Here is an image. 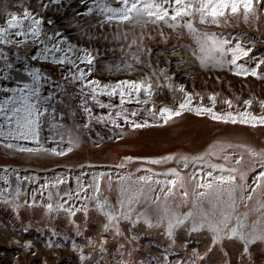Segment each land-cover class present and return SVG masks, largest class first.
I'll return each mask as SVG.
<instances>
[{
  "label": "rangeland",
  "instance_id": "1",
  "mask_svg": "<svg viewBox=\"0 0 264 264\" xmlns=\"http://www.w3.org/2000/svg\"><path fill=\"white\" fill-rule=\"evenodd\" d=\"M41 3L47 4L48 0H0V26L9 13L20 15L21 9H26L35 14ZM90 6L89 0H62L60 4H49L38 18L53 21L43 26L49 34L59 30L73 46L93 53L89 80L109 86L125 80L147 81L154 85L152 95L141 94L146 103L133 100L124 105L99 96L101 102L112 103L113 107L100 109L89 101L88 107L93 108L90 117L78 103L80 85L66 84V92H60L51 105L56 108V121L48 116L47 124L41 123L39 144L0 139V264H264V243L252 245L250 256L244 258L240 255L241 245L234 240L213 246L209 234L191 232L187 224L169 236L168 219L163 214L158 217L154 211L166 205H172L176 215L194 211L192 206L203 200L200 193L212 197L210 190L198 185L215 184L218 175H230L208 167L216 165L239 169L234 174L238 177L235 183L220 186L235 190L234 208H227L232 219L246 217L244 223L248 225L254 218L264 217V186L253 191L254 178L264 171L259 155L264 153V126L239 122L244 113L264 114V65L258 62L264 55L252 59L264 53V4L257 6L255 14L244 13L248 19L229 13L218 24L201 22L195 9L191 16L176 21L101 23L95 14H87ZM187 23L196 31H189ZM214 36L231 39V43L213 47ZM237 42H247L243 46L251 49V55L231 65L230 53ZM5 50L17 68H23L16 63L17 56L30 57L37 51L27 44L7 46ZM29 63L57 81L64 74L62 67L67 71V66ZM241 67L249 73L258 70L260 78L237 77L234 73ZM161 72L167 76H161ZM13 76L26 79L15 72ZM0 86L14 87L15 81H0ZM181 87L184 93L178 91ZM49 91L47 87L43 90L45 95ZM189 95L193 100L181 110L179 105L188 103ZM213 96L215 102L209 99ZM247 101H252L251 106ZM164 108L173 112L172 119L161 117ZM200 108H212V113H198ZM176 111L181 114L175 116ZM132 112L137 114L132 116ZM109 113H114V123L96 122L97 115ZM213 113L223 119H214ZM125 115L147 126L134 128L123 122ZM230 117L238 122L232 123ZM8 142L13 149L4 147ZM19 147L35 151L20 152ZM53 149L65 154L56 155ZM238 159L240 164L235 163ZM152 160L160 163L147 162ZM172 170L180 172L184 186L169 192L168 181L179 184L180 177L159 173ZM194 171L202 175L211 171L213 179L198 176L195 182L188 181ZM241 173L243 182L239 180ZM146 178L152 183H144ZM157 180L161 183H155ZM82 184L99 186L101 192L95 193L94 199L92 187L84 191ZM241 184L245 186L242 192L238 188ZM121 188H128L129 195L143 193L141 199L146 202L133 204L128 213L131 219L115 220L114 227L105 230V219L96 210L101 203L98 197L103 194L111 205ZM240 195L243 204L237 198ZM228 199L222 197V210ZM81 256L86 259L81 260Z\"/></svg>",
  "mask_w": 264,
  "mask_h": 264
},
{
  "label": "snow or ice",
  "instance_id": "2",
  "mask_svg": "<svg viewBox=\"0 0 264 264\" xmlns=\"http://www.w3.org/2000/svg\"><path fill=\"white\" fill-rule=\"evenodd\" d=\"M62 0H48V3H41V8L34 14L30 10L21 9L20 15L9 13L7 19L3 25L0 26V81H15L14 87H2L0 86V139L5 141H22L27 143L39 144L38 136L41 123L47 124L48 116H51L53 121H56V108L51 107L53 102L58 99L60 92H66V84H79V96L78 103L83 109V112L88 113L91 117L93 108L88 107L89 101H93V107L98 106L100 109H109L113 107L112 103L101 102L97 97L107 96L109 100L115 99L119 105L132 102L146 103L147 101L141 100V94L147 93L148 96L152 95L154 85L147 81H120L111 86L102 85L99 81L89 80L88 74L92 71L91 65L94 62L93 53L89 52L87 48H80L73 46L68 40L61 34L59 30L49 31L44 29V24H53L51 19L45 21L38 18L42 10L47 9L49 4H60ZM90 7L86 9L87 14H95L100 18L101 23H140L152 20L153 22H165L166 20L176 21L182 16H191L192 10L195 9L200 14L201 22L216 23L220 22V18H225L229 13L233 16L241 14L244 19H248L247 14H255L257 12V6L264 4V0H89ZM115 5V6H114ZM210 18V19H208ZM186 28L189 31L195 32L193 25L187 23ZM15 38H20L19 40ZM251 39V38H250ZM228 45L231 43V39L222 40L217 37H212L211 44L215 47L216 44ZM247 42H237L231 50V59L229 63L231 65H237V62L241 58H247L251 55V49L246 48L243 45ZM27 44V47H35L37 51L30 57L20 56L16 57V63H21L23 68H17L13 62L9 60L8 52L5 50L7 46L20 47ZM222 51V49H217ZM74 54V55H73ZM259 55L252 57L256 60ZM31 61L51 63L56 66H67V71L64 73L60 81L54 80L49 74L44 72L41 67L32 66L29 63ZM202 63L206 62L202 59ZM259 64L264 65V59L258 61ZM219 63V61H217ZM81 65H87L89 67L82 68ZM222 66V65H221ZM13 72L25 77V80H20L13 76ZM237 77L245 75H251L256 78H260L261 73L258 70L251 71L241 67L234 73ZM161 76H167V73L161 72ZM47 87L50 89L47 95L43 90ZM171 88V85H168ZM175 90V89H173ZM180 93H184L183 87L178 90ZM8 93L4 96L2 94ZM188 103H181L179 108L181 110L188 108L193 97L187 96ZM210 100L215 102L216 97H210ZM230 107L231 101H226ZM248 106H251L252 101L245 102ZM264 103V102H261ZM126 112L125 109L121 110ZM208 112L212 113V108H200L198 113ZM137 113L132 112L131 115L135 116ZM155 115V112L151 113ZM180 111L174 113L175 116H179ZM114 113H109L108 116L97 115L95 117L98 123H114L111 120V116ZM119 119V114H115ZM161 117H167L172 119L173 112L168 108H164L160 112ZM41 118H44L43 121ZM213 118L216 120H222L220 116H216L213 113ZM232 123L238 122L235 117H230ZM258 121V123H252ZM124 123H131L134 128H141L147 126L145 123H136L130 121L128 116H124ZM250 127L264 126V114L259 116L252 115L250 113H244L239 121ZM59 127V125H55ZM119 127V124L115 125ZM87 127V125H85ZM62 139V137H61ZM8 149H13V144L8 142L4 145ZM18 151L33 153L35 149L32 147H19ZM47 151V150H45ZM56 155H64V152H56L52 150ZM68 151H72L71 148ZM255 157L257 154L252 153ZM262 158L261 167L264 168V153L259 154ZM171 160L173 157H167ZM185 161L188 158H183ZM203 160V157H198ZM242 159V158H241ZM149 163H160V161L152 160L147 161ZM236 164H240L241 160H236ZM123 167V164L120 165ZM209 168L216 169L220 172H229L228 177L215 178L214 183H200L198 186L210 190L212 197L207 192L200 193V197L203 198L200 204L194 207V211H188L175 214V209L172 205H166L164 208L155 209V213L159 217L163 214L168 219L169 224V236L173 235L176 228H179L187 224V229L191 232H205L210 236V243L213 246L222 244L224 240H234L241 245L240 255L244 258L250 256V249L252 245L257 243H264V217L254 218L251 224L246 225L244 223L245 218L237 217L235 220L228 214L227 208H234L233 196L236 194L235 190L224 189L220 187L225 184L235 183L238 177L234 175L239 171L237 168H217L216 165H208ZM255 170V169H254ZM155 175V173H154ZM159 175H168L180 177V183L176 180L168 181L166 187L169 192L177 188H183L184 178L180 176V172L176 170L159 173ZM200 176L203 180L205 177L209 180L213 179L211 171L206 174H201L200 171H194L192 175L188 177V181L195 182L197 177ZM93 182L95 178L93 177ZM244 174L239 176L240 181H244ZM79 182V181H78ZM139 181H133L132 183H138ZM144 183H152L151 178H146ZM155 183L160 184L161 181L157 180ZM253 191L264 186V171H260L253 180ZM84 191H88V187L81 185ZM244 185H238L240 192L244 190ZM163 191V189H161ZM93 198L96 199L95 193L101 192L99 186L92 187ZM143 193L140 195H129L128 188H121L116 201L109 205L107 198L103 194L98 197L101 200L97 212L101 213L105 219V230H109L114 227L113 221L118 219H131L128 213L132 210L133 204H142L146 201H142ZM168 195V193H165ZM187 191L184 192V196H187ZM223 196H228L225 208L221 209ZM241 204L244 202L242 195L237 197ZM252 197L249 196L248 199ZM156 203V201H152ZM51 208V205H49ZM264 210V209H262ZM75 211V210H74ZM73 211V214H74ZM82 211V209L80 210ZM250 229V230H246ZM31 247V246H29ZM211 251V248L209 249ZM81 260L86 257L81 256Z\"/></svg>",
  "mask_w": 264,
  "mask_h": 264
},
{
  "label": "bare ground",
  "instance_id": "3",
  "mask_svg": "<svg viewBox=\"0 0 264 264\" xmlns=\"http://www.w3.org/2000/svg\"><path fill=\"white\" fill-rule=\"evenodd\" d=\"M216 175V174H215ZM217 177H220L219 175Z\"/></svg>",
  "mask_w": 264,
  "mask_h": 264
}]
</instances>
